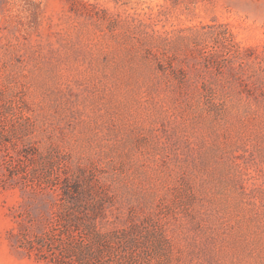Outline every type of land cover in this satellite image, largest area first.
Here are the masks:
<instances>
[{
    "label": "rangeland",
    "instance_id": "obj_1",
    "mask_svg": "<svg viewBox=\"0 0 264 264\" xmlns=\"http://www.w3.org/2000/svg\"><path fill=\"white\" fill-rule=\"evenodd\" d=\"M59 186L80 264H264V0H0V264Z\"/></svg>",
    "mask_w": 264,
    "mask_h": 264
},
{
    "label": "trees",
    "instance_id": "obj_2",
    "mask_svg": "<svg viewBox=\"0 0 264 264\" xmlns=\"http://www.w3.org/2000/svg\"><path fill=\"white\" fill-rule=\"evenodd\" d=\"M59 187L52 189L58 194L56 201L51 204L38 197L44 194V190L34 189L31 192L37 199L34 210L37 215L33 218L31 210L19 211L14 216L15 227L10 232V239L27 256H35L37 261L48 264H80L82 261H90L91 255L81 259L80 254L87 243L86 233L96 229L95 220L98 215L94 208L101 213L103 206L99 202L84 203L78 197L77 189L72 186L70 190L65 186ZM30 228H34L35 232L30 231Z\"/></svg>",
    "mask_w": 264,
    "mask_h": 264
}]
</instances>
